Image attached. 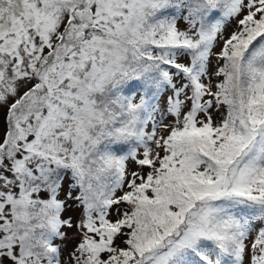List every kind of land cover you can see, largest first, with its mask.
Listing matches in <instances>:
<instances>
[{
	"label": "snow or ice",
	"instance_id": "obj_1",
	"mask_svg": "<svg viewBox=\"0 0 264 264\" xmlns=\"http://www.w3.org/2000/svg\"><path fill=\"white\" fill-rule=\"evenodd\" d=\"M0 264H264V0H0Z\"/></svg>",
	"mask_w": 264,
	"mask_h": 264
}]
</instances>
